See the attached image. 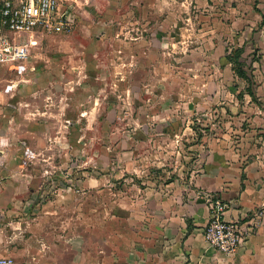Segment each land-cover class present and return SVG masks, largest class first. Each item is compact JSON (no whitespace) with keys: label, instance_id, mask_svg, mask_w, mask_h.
Returning <instances> with one entry per match:
<instances>
[{"label":"crops","instance_id":"crops-1","mask_svg":"<svg viewBox=\"0 0 264 264\" xmlns=\"http://www.w3.org/2000/svg\"><path fill=\"white\" fill-rule=\"evenodd\" d=\"M197 2L205 3L210 11L215 4L213 0L195 1ZM226 10L221 9L214 16L213 21H219L218 32L210 29L201 34L208 39L204 41L205 45L213 43L212 53H219L217 61L220 67L229 65L234 73L226 59L229 51L218 46L221 44L218 40L227 36V26L223 22L226 21ZM157 11L155 9L151 16L155 24L161 20ZM262 15L264 18L263 12L261 19ZM243 17L242 13L236 20L241 21ZM0 30H3L0 33L1 49V43L8 42L14 34L1 24ZM158 32H161L160 27L150 31L145 37L153 39ZM249 36L262 54V60L259 64H252V70L248 73L253 80L251 89L254 99L245 92L247 83L234 73L236 79L243 84L238 95L231 94L235 97L238 109L221 113V116L225 114L230 117L234 114L241 118L243 127L235 129L239 135L233 137L230 134L233 129L226 125L223 127L222 124L205 131L214 133L213 137L210 135L199 138L195 136L196 130L189 122L179 125L173 121L164 127H132L128 134L155 133L173 137L158 140L162 141L161 144L168 141L171 147L177 149V154L181 151L183 142L187 144L188 151L192 147L189 144L200 139L204 143L193 146L199 159L191 164L180 159V164L173 170H164L161 168L164 164L159 161L164 158L161 153L154 152V159L147 156L149 151L164 149L162 146L142 151L143 146H150L151 139L144 136L124 137L117 145L115 142L109 145V155L110 150L113 151V156L110 155L111 164L116 167L111 174L113 184L106 193L98 190V179L87 175L86 179L76 180L77 187L81 185L82 189L49 193L44 189L41 193V205L33 200L28 201L27 205L22 203L24 197H36L34 189L30 195L27 190L28 185L35 181L28 174H20L19 166L22 161L19 154L14 155L3 148L5 123L14 122L15 118L16 125L13 124V128L17 129L16 135L22 139L23 147L35 156L33 149L53 148L58 143L63 147L73 144L76 141V128L68 123L69 111L77 115L88 110L81 105L83 99L76 97L70 103L71 93H68L70 96L67 94L58 99L47 94L36 95L37 90H32V87L40 86V90L45 89L51 83L47 78V85L38 83V79L26 80L25 96L17 94L16 97L13 94L5 98L0 95V149L4 153L0 157V227H20V215L25 211L29 214L27 225H45L44 239L28 241L27 252L32 257L30 264H264V215L233 255L208 248L203 238V229L209 217L208 201L213 197L229 205L230 208L224 215L225 220H239L242 230L249 226L248 220L252 213L264 208V26L258 32L249 33ZM134 41L129 42L128 54L131 57L138 55L139 58H136L133 67L130 63L123 65L131 70L127 73V83L130 84L148 65L147 56L152 52L147 49L142 35ZM137 48L139 49L136 50ZM153 57L154 55L150 60ZM156 59L155 56L151 63L158 64ZM14 63L0 59V66L3 68ZM16 90L13 89L12 92ZM21 120L25 126L23 133L20 132ZM52 125L53 131L50 130ZM212 130L215 132L211 133ZM117 149L121 153L119 163H116ZM119 166L123 168L119 169ZM150 166H156L162 176H153ZM196 166L197 169L193 170ZM46 178L43 186L54 182V179ZM41 181L39 179L38 182ZM116 181L124 183L123 189L116 188ZM105 197L106 201L103 199ZM103 210L107 211V216L101 213Z\"/></svg>","mask_w":264,"mask_h":264},{"label":"rangeland","instance_id":"rangeland-1","mask_svg":"<svg viewBox=\"0 0 264 264\" xmlns=\"http://www.w3.org/2000/svg\"><path fill=\"white\" fill-rule=\"evenodd\" d=\"M169 1L171 4L168 5ZM195 1L199 0H69L63 9L69 12L70 32L35 31L31 35H11L8 43L24 48L27 58L15 60L8 68L0 66V95L5 98L13 94L25 96L26 80L38 79L42 85L51 81L45 89L34 86L32 90H37L36 95L47 94L56 99L71 93V96L68 94L72 98L70 103L76 97L83 99L81 105L88 110L77 115L69 111L68 123L76 128L73 144L63 147L58 143L53 148L33 149L35 156L23 147L22 139L16 135L17 129L13 128L15 118L14 122L5 123L7 134H3V148L14 155L19 154L22 161L20 174H28L35 181L28 185L27 190L30 195L34 189L36 197H24L22 203L27 205L33 200L41 205L44 189L46 193L82 189L81 185L77 187L76 180L86 179L87 175L98 179V190L106 193L113 184L111 174L116 167L111 164L113 151L110 150L109 155V145L113 142L117 145L124 137L151 139L150 146H143L142 151L162 146L164 149L149 151L147 156L154 159V152L161 153L164 158L159 161L164 164L161 167L164 170H173L180 164V159L189 164L199 159L193 146L202 145L204 142L200 139L189 144L192 147L188 151L187 144L183 142L177 154V149L168 141L161 144L165 138L173 137L155 133L128 134L135 126L164 127L173 121L179 125L189 122L199 138L213 137L215 131L212 130L213 134L205 131L222 124L233 129L230 132L233 137L239 135L235 129L243 127L241 118L234 114L221 116V113L238 109L231 94L238 95L243 84L236 79L229 65L220 67L217 61L219 53H212L213 43L205 45L204 41L208 39L201 33L220 29L219 21H213L214 16L226 8V21L223 22L227 26V36L218 40L221 42L218 46L229 52L243 48L241 59L245 70L250 73L251 65L262 60L261 49L253 44L249 33L263 29L264 18L262 15L261 19L260 15L264 13V0H213L215 4L211 11L205 3ZM155 9L161 18L158 24L151 20ZM242 13L244 17L237 21ZM159 27L161 32L153 39L145 37ZM141 35L147 49L152 52L147 56L148 65L137 72L136 80L132 79L130 84L127 78L131 70L123 65L130 63L133 67L139 57L129 56L127 47ZM152 55L157 57L158 64L151 63L154 62V57L150 60ZM13 89H17L16 92L13 93ZM56 105L59 106L57 102ZM22 121L20 132L25 129ZM53 127L50 130L53 131ZM160 138L163 140H158ZM120 154L117 149L116 163H119ZM149 169L153 176H162L156 166ZM196 169L197 166L193 168ZM163 175L166 176L165 173ZM46 177L54 179V182L43 186ZM39 179L42 180L40 183ZM123 184L116 181L115 186L123 189ZM103 199L106 201V197ZM101 213L107 216V211ZM28 216L25 211L20 215V227L3 225L0 232V256L12 257L17 264H30L32 261L31 254L27 252L29 240L46 237L45 225H27Z\"/></svg>","mask_w":264,"mask_h":264},{"label":"built area","instance_id":"built-area-1","mask_svg":"<svg viewBox=\"0 0 264 264\" xmlns=\"http://www.w3.org/2000/svg\"><path fill=\"white\" fill-rule=\"evenodd\" d=\"M68 1L2 0L0 24L14 35L33 34L35 31L66 34L71 30L69 12L63 9ZM1 46L0 59L15 61L27 58L24 48H14L6 41H3ZM3 154L0 149V157ZM208 208L209 217L203 229L204 241L208 248L226 255L236 253L250 236V230L256 228L258 220L264 215V208L254 211L248 220L249 226L242 230L239 220H225L224 215L230 208L226 203L213 197L208 201ZM0 264L16 262L12 257L0 256Z\"/></svg>","mask_w":264,"mask_h":264},{"label":"trees","instance_id":"trees-1","mask_svg":"<svg viewBox=\"0 0 264 264\" xmlns=\"http://www.w3.org/2000/svg\"><path fill=\"white\" fill-rule=\"evenodd\" d=\"M244 52L243 48H239L235 51L229 52L227 54V61L232 66V70L235 75L243 79L247 83L245 92L254 99V93L251 89L252 87V76L247 73V70L244 68V62L241 59V56ZM250 69V68H249Z\"/></svg>","mask_w":264,"mask_h":264}]
</instances>
